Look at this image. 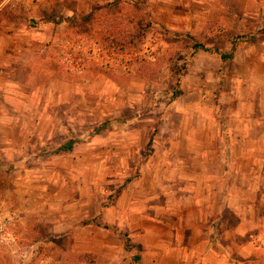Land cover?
Returning <instances> with one entry per match:
<instances>
[{"label":"rangeland","instance_id":"rangeland-1","mask_svg":"<svg viewBox=\"0 0 264 264\" xmlns=\"http://www.w3.org/2000/svg\"><path fill=\"white\" fill-rule=\"evenodd\" d=\"M170 4L176 8L178 1ZM164 5L0 0V216L6 222L0 264H78L63 254L68 244L54 239L61 234L46 219L82 217L83 225L84 206L114 204L131 180L147 182L148 190L137 185L131 195L137 203L145 194L158 203L165 196L193 201L190 162L178 153L197 150L199 139L211 136L221 138L218 150H229L225 128L236 122L238 106L253 104L256 94L264 109V36L256 34L264 14L218 20L204 31L209 17L180 19ZM221 28L241 38L235 48ZM115 34L127 42L123 50L114 48ZM215 35L223 38L211 41ZM178 90L182 95L172 100ZM77 139L69 153H55ZM162 181L169 183L164 191ZM229 226L214 233L224 235ZM88 263L94 264L92 255Z\"/></svg>","mask_w":264,"mask_h":264},{"label":"crops","instance_id":"crops-1","mask_svg":"<svg viewBox=\"0 0 264 264\" xmlns=\"http://www.w3.org/2000/svg\"><path fill=\"white\" fill-rule=\"evenodd\" d=\"M84 1L89 7L103 0ZM148 1H164L167 12L177 9L168 15L180 19L209 17L207 21L212 22L206 23L204 28L210 24L216 25L215 21L218 20L225 22L226 18L238 19L242 16L264 14V0L263 3L258 0ZM171 1H178L176 8L171 7ZM221 29L232 31L230 28ZM235 94L234 92L232 97ZM234 98L239 96L235 95ZM250 98L252 99L249 102L253 104L238 106L234 113L236 122L232 118L226 125L230 139L229 150H218L217 145L221 138L211 136L208 139H199L196 143L197 150L178 153V160L190 162L188 166L183 165L185 168L187 166L186 180H192V191L198 193L193 201H173L165 196L158 203L148 201L145 194L139 196L144 201L137 203L138 197L135 195L132 198L131 195L137 185H143L148 190L147 182L143 180L142 184L131 180L114 204L104 209H101L100 203L96 207L84 206L80 212L86 214L85 220L88 222L99 216L100 223H107L119 231L127 232L132 243L144 248V252L139 254L140 264H263L264 109L262 102L261 105L256 104L258 95L254 94ZM247 114L249 122L244 121ZM186 141L189 142L188 139L184 142ZM190 168L192 175L189 174ZM171 176L162 175L161 180H169ZM182 177L185 181V176L181 175ZM161 184V188L165 186L163 191L169 186L168 181H162ZM232 219H235L234 226L230 224ZM46 220H52V230L61 234L54 239H65L68 244L63 254L79 258L78 264H89L90 255L93 256L94 264H132L134 251L125 250L122 239L111 230L103 229L92 222L82 225V217H69L65 221L52 218ZM227 226L230 232H224V235L214 233L216 228L225 229ZM250 231L253 232L250 234ZM236 238L240 242L233 251V239L236 241ZM149 240H154L151 246L146 242ZM129 253L133 255L129 256Z\"/></svg>","mask_w":264,"mask_h":264},{"label":"trees","instance_id":"trees-1","mask_svg":"<svg viewBox=\"0 0 264 264\" xmlns=\"http://www.w3.org/2000/svg\"><path fill=\"white\" fill-rule=\"evenodd\" d=\"M212 26H215V25H213V24L207 25L206 28L204 29V31H206V30L208 31V30L212 29ZM232 32L233 31H231V30L222 31V33H224V34L226 33V37H224L225 40H227V41L229 40L231 42V44H232V48H235L237 40H239L241 38L240 37H236V36L233 37L234 33H232ZM203 34H204V32H203ZM256 34L258 36H264V27H262L259 30H257ZM229 35H231V36L229 37ZM115 36L111 38V41L113 43H115V45H116V47H114V48H118V50H123L124 46L127 45V42H125L121 38L119 39V36H120L119 34L118 35L115 34ZM117 37H118V39H117ZM213 38H214V40H220L223 37L221 35H218V36L215 35V37L211 38V41H213ZM129 44H130V42H129ZM193 48L194 49H198V50H206L204 45L199 44V43H195ZM222 58L230 59L231 58V54H224V55H222ZM181 95H182V91L181 90L176 91L174 93L173 97H172V100L178 98ZM104 126L105 125H103V128H104ZM96 132H98V130ZM154 136H155V131H154V133H152L147 146H150L151 142L153 141ZM79 140L80 139L69 140L68 142H66L62 146H60L58 149H56L55 153H59V152L69 153L73 149L74 145ZM128 181H129V179H128ZM91 222L95 223L99 227H102L103 229L111 230L116 236L120 237L122 239L123 248L125 250H127V251L135 250L136 251V254L131 259L132 260V264H140L139 253H141L143 251L142 246L139 245V244L132 243L130 241V239L128 238V233L127 232L119 231L118 229H116L115 227H113V226H111V225H109L107 223H100L98 221V219H92V220H90L88 222H85L83 225H88Z\"/></svg>","mask_w":264,"mask_h":264},{"label":"built area","instance_id":"built-area-1","mask_svg":"<svg viewBox=\"0 0 264 264\" xmlns=\"http://www.w3.org/2000/svg\"><path fill=\"white\" fill-rule=\"evenodd\" d=\"M8 1H12L15 4H22V5H32L33 1H37L38 3L42 2L45 5H50L53 3H56L57 0H8ZM5 220L1 219L0 216V244L4 243V232H5Z\"/></svg>","mask_w":264,"mask_h":264}]
</instances>
